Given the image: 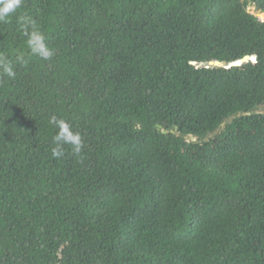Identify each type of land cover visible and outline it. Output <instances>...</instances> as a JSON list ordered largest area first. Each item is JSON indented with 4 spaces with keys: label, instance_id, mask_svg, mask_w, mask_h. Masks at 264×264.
<instances>
[{
    "label": "trees",
    "instance_id": "obj_1",
    "mask_svg": "<svg viewBox=\"0 0 264 264\" xmlns=\"http://www.w3.org/2000/svg\"><path fill=\"white\" fill-rule=\"evenodd\" d=\"M23 13L54 56L0 23V53L28 60L0 74V264H264V0ZM53 115L79 155L52 156Z\"/></svg>",
    "mask_w": 264,
    "mask_h": 264
},
{
    "label": "clouds",
    "instance_id": "obj_2",
    "mask_svg": "<svg viewBox=\"0 0 264 264\" xmlns=\"http://www.w3.org/2000/svg\"><path fill=\"white\" fill-rule=\"evenodd\" d=\"M24 0H0V23L7 24L10 18L15 17L22 34L27 38V47L33 56H37L43 60H51L54 56V50L48 45L47 38L41 28L38 26L37 20L28 13L18 15ZM28 63L26 57L17 54L13 59L7 55L0 53V74L15 79L16 66H24ZM54 125L56 131L52 137L55 145L51 149L54 158H60L64 155V145L71 147L73 154L79 155L83 148L81 135L73 129V125L63 119L53 115L49 121Z\"/></svg>",
    "mask_w": 264,
    "mask_h": 264
},
{
    "label": "water",
    "instance_id": "obj_3",
    "mask_svg": "<svg viewBox=\"0 0 264 264\" xmlns=\"http://www.w3.org/2000/svg\"><path fill=\"white\" fill-rule=\"evenodd\" d=\"M253 11H257V8H254V9H250V12H253ZM264 16V14H263ZM250 60L252 61H256V56H252V57H245L242 62H249ZM211 64H218V63H215V62H211ZM241 63H238L236 65H239Z\"/></svg>",
    "mask_w": 264,
    "mask_h": 264
},
{
    "label": "rangeland",
    "instance_id": "obj_4",
    "mask_svg": "<svg viewBox=\"0 0 264 264\" xmlns=\"http://www.w3.org/2000/svg\"><path fill=\"white\" fill-rule=\"evenodd\" d=\"M263 17V16H262ZM264 18V17H263Z\"/></svg>",
    "mask_w": 264,
    "mask_h": 264
},
{
    "label": "bare ground",
    "instance_id": "obj_5",
    "mask_svg": "<svg viewBox=\"0 0 264 264\" xmlns=\"http://www.w3.org/2000/svg\"><path fill=\"white\" fill-rule=\"evenodd\" d=\"M238 64V63H237Z\"/></svg>",
    "mask_w": 264,
    "mask_h": 264
}]
</instances>
